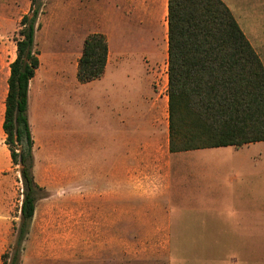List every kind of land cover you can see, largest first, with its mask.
<instances>
[{"label": "rangeland", "instance_id": "1", "mask_svg": "<svg viewBox=\"0 0 264 264\" xmlns=\"http://www.w3.org/2000/svg\"><path fill=\"white\" fill-rule=\"evenodd\" d=\"M43 3L34 44L40 63L30 81L29 118L34 178L44 189L45 197L37 202L30 232L23 245L22 264H70L71 259L76 260L87 251L95 250L91 246L96 245L102 234L106 240L112 239L111 232L100 231V199L102 191H107L105 188L109 186H102L100 167L97 166L110 164L107 169L112 182L114 90H122L127 95L126 99H130V96L138 97L142 91L151 88L160 91L165 98L168 69L165 62L157 72L148 56L136 57L132 63L134 67H130L136 75L135 80L129 83L134 84L131 90L127 87L125 90V81L119 84L111 79L112 76L101 82L80 83L77 79L78 60L88 34L95 31L107 34L110 69L114 57L117 61L123 59L119 48L132 52L130 56L133 57L137 52L150 49V36L146 34L147 37H143L142 33L134 30V25L113 23V0H43ZM30 7L31 0H0V264H3L2 255L11 250L16 240L23 201L22 165L16 164L11 157L3 122L11 64L17 58V41L22 38L21 18L29 13ZM113 25L116 26L114 37ZM138 73L145 75L148 82L139 80ZM12 146L21 152L16 142ZM228 149L220 150L216 155L214 151L212 154L195 151L184 156L188 157L190 168L186 167L190 171L193 168L204 170L208 181L201 177V182L199 176L194 179L189 174L181 185L173 186L170 203L173 242L183 241L191 248L193 241L198 239L220 243L232 241L249 255L255 251L264 257V229L261 230V225L259 231L243 230L232 236L233 232H226L227 223L217 220L216 212L204 211L214 207L211 201H202V208L195 209L201 204L194 194L215 193V186L208 183L210 177L227 171L225 176L229 178L232 169L225 167L224 170L221 164L233 160L257 158L262 162L263 175L259 180H262L260 185H263L264 194V141L240 149L239 154L235 153L234 147ZM208 173L212 175L208 176ZM164 174L165 171L159 169L122 167V196L159 192L168 186L167 179L162 177ZM251 182L254 181L248 177L241 185L253 184ZM242 200H249L250 205L254 200L264 204V195L253 199L251 194H247ZM243 207L246 206H239L240 209ZM203 213L208 219L207 228L201 231L198 225L195 230V218L197 221ZM129 220L128 216H122L118 233L122 243V264H129V257L136 260L159 255L161 233L150 230L141 214L136 216V220ZM178 228L182 231L178 232ZM173 251L176 253L177 248L173 247ZM182 254L187 256L183 250ZM188 257L186 264H191V256Z\"/></svg>", "mask_w": 264, "mask_h": 264}, {"label": "crops", "instance_id": "2", "mask_svg": "<svg viewBox=\"0 0 264 264\" xmlns=\"http://www.w3.org/2000/svg\"><path fill=\"white\" fill-rule=\"evenodd\" d=\"M223 1L233 12L264 64V0ZM168 3L169 0H113V23L118 22L122 26L134 25V30L142 33L141 35L145 38L148 34L151 39L150 49L137 52L132 57L130 56L132 52L127 53L119 48L123 59L117 61L114 57V63L110 69L109 44L105 73L101 78L94 81L99 80L98 82H101L112 76L111 79L119 84L121 81H125L123 82V85L126 83L124 85L125 90L126 87L131 90L134 84L129 85V83L135 80L136 75L130 69L134 67L132 63L136 57L148 56L157 72L160 71V65L165 62L168 69ZM113 28L114 37L116 26L113 25ZM138 79L142 81L144 79L148 82L145 75L139 73ZM142 92L138 97L131 98L129 95L130 99H126L127 95L122 90H114L112 101L114 124L112 182L107 169L110 164L102 163L97 166L100 167L99 176L103 181L102 186H109L105 188L107 191H102L103 196L100 199V215L102 216V222L99 224L100 231L102 233L111 232L112 239L106 240L105 235L102 234L101 238L96 241V245L91 246V248L95 247V250L87 251L86 254L77 257L76 260L71 259L70 264H122V243L118 234L121 230L122 216H128L129 221H131L132 218L136 220L138 214L144 216L146 226L150 230L161 233L160 251L157 256H146L136 260L129 257V264H186L188 256H191V264H264V257L255 254V251L249 255L248 251L238 248L241 246L232 243V241L220 243L211 239L206 240V238L198 239L193 241L191 248L184 245L183 241L173 242L172 212L170 210L173 186L181 185L189 174L194 179L199 176L201 182L203 179L208 181L205 178L204 170L191 168L190 171L188 169V157L184 156L195 151L198 153L208 152L207 154H212L214 151V155H216L220 150H229V147H234L235 153L239 154L240 149L249 147L253 143L241 147L224 146L171 152L169 147L168 94L163 98L160 91L156 92L151 88ZM203 164L205 165V163ZM261 164L262 162L257 158L225 162L221 165H224V170L225 167L232 169V174L228 178L225 176L227 171H222L215 177H210L211 181L208 183L212 187L215 186L213 187L215 193L194 194L200 204L205 200L213 203L214 207L211 210L204 211L216 212L219 217L217 220L222 219L227 223L226 232H233L231 233L232 236H236L235 233L243 230H246L245 232L259 231V225H261V230L264 229V204L254 200L251 201L250 205L249 200H242L247 194H251L253 199L264 195L263 185H260L262 180H259V177L263 175L260 168ZM122 167L163 170L165 174L162 177L167 179L168 186L151 194H138L136 192L129 193L126 197L122 196ZM207 175L211 176L212 174L208 173ZM248 177H251V180L256 183L251 182L253 184L250 185L243 183L241 185ZM214 178H217L216 181H212ZM224 180L225 182H223ZM216 206L218 207L215 209ZM239 206L246 207L240 209ZM200 208H202V204L195 209ZM203 215L197 221L195 218V230H197L196 226L198 225L201 231H205L207 228L208 219L204 213ZM177 230L178 232L182 231L181 228ZM153 243L158 244V242ZM173 247L177 248L176 253H174ZM182 250L187 253V256L182 254Z\"/></svg>", "mask_w": 264, "mask_h": 264}, {"label": "trees", "instance_id": "3", "mask_svg": "<svg viewBox=\"0 0 264 264\" xmlns=\"http://www.w3.org/2000/svg\"><path fill=\"white\" fill-rule=\"evenodd\" d=\"M43 0H31L21 18L17 58L8 79L5 120L7 144L16 164L22 165L24 184L20 222L3 264H22L37 202L45 197L33 173L29 123V85L39 67L34 52L37 20ZM168 99L171 152L235 146L264 141V64L223 0H169ZM109 42L106 34L86 36L78 60L77 79L88 83L106 70ZM19 140L27 148L17 152Z\"/></svg>", "mask_w": 264, "mask_h": 264}, {"label": "flooded vegetation", "instance_id": "4", "mask_svg": "<svg viewBox=\"0 0 264 264\" xmlns=\"http://www.w3.org/2000/svg\"><path fill=\"white\" fill-rule=\"evenodd\" d=\"M14 122H15V131H14V133H15V138H16V143L20 146V148H21V152H23V150L25 149V148H27V138L24 136V138L20 141L19 140V133H18V129H17V127H19L20 126V124L18 123V121H17V118H15V120H14Z\"/></svg>", "mask_w": 264, "mask_h": 264}]
</instances>
